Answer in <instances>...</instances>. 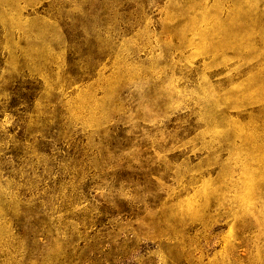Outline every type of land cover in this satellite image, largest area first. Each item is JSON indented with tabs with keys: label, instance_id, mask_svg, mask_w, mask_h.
Masks as SVG:
<instances>
[{
	"label": "rangeland",
	"instance_id": "374dc122",
	"mask_svg": "<svg viewBox=\"0 0 264 264\" xmlns=\"http://www.w3.org/2000/svg\"><path fill=\"white\" fill-rule=\"evenodd\" d=\"M0 264H264V0H0Z\"/></svg>",
	"mask_w": 264,
	"mask_h": 264
}]
</instances>
